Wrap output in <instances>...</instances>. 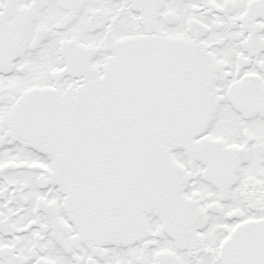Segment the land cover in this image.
Instances as JSON below:
<instances>
[{"label": "snow or ice", "instance_id": "1", "mask_svg": "<svg viewBox=\"0 0 264 264\" xmlns=\"http://www.w3.org/2000/svg\"><path fill=\"white\" fill-rule=\"evenodd\" d=\"M0 264H264V0H0Z\"/></svg>", "mask_w": 264, "mask_h": 264}]
</instances>
